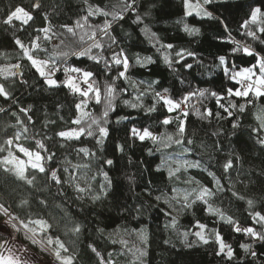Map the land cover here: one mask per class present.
Segmentation results:
<instances>
[{"label":"snow or ice","instance_id":"obj_1","mask_svg":"<svg viewBox=\"0 0 264 264\" xmlns=\"http://www.w3.org/2000/svg\"><path fill=\"white\" fill-rule=\"evenodd\" d=\"M220 2L223 3V0ZM81 3L84 5L81 9L82 14L72 24L60 25L64 32L52 33L50 36L52 26L48 23L49 17L45 15L43 19L48 26L37 28V34L34 37L30 34L27 45L20 38L14 37V44L19 49L17 59L21 62L0 68V77H2L0 79V101L4 104L11 103L18 109V111L8 110L0 106V113L15 118L16 124L8 125V127L15 128L19 125V130L14 131L10 137L6 134L3 143H0V172L14 177L15 181L19 182L17 187L26 186L25 192L27 193L21 194L16 187L9 188L7 180L4 182L3 190H0V264H83L81 252L76 250L75 244L84 232L85 225L75 219L62 203H54L50 206L48 197L42 194L56 187L57 194L65 196L67 195L65 186H67L75 193L77 201L87 200L96 204L115 189L109 171L103 167V165L112 166L114 161L107 157L100 160L99 153L106 151V141L111 138L114 126L110 122V114L119 106L117 102L131 109L142 110L149 117L156 113L163 115V119L158 120L164 128L163 131L157 132L152 127L132 126L128 128L125 126V135L133 142L136 140L151 141L154 150L148 149L149 155L160 153V164L157 165L156 170L159 172L163 168L167 171L173 195L169 196L161 191L153 198L157 202L162 201L171 212L176 213V215H171V212H165V215H171V219L165 224L166 230L171 229L187 248L198 243L207 245L212 239V242L218 246L216 255H222L231 262L235 259L233 248L226 243L221 232L215 228L209 229L207 224L195 220V231L181 230L179 216L202 205L209 215L229 225L234 232L243 233L254 240L264 241V211L255 210L256 202L253 199L246 200L249 215L254 223L259 225V228L239 225L232 215L215 204V197L225 190L220 182L221 178L205 168L204 171L212 177L211 186L202 183L194 176L187 175L189 168H201V163L183 158L193 150L190 146L196 144L195 133L189 135L186 123V119L190 121L192 116L201 121L209 119L227 121L229 117H232V129L237 130L241 127L239 115L250 111L255 121L249 126L251 133L255 134L256 144L264 150V47H257V45L264 46V3L253 0L247 5L248 11L239 25V29L243 30V39H236L231 35V29L227 27L223 19L212 18L214 10L209 9L217 3V0L215 2L214 0H181L183 16L177 19L176 23L181 25L187 35L199 36L200 29L191 26L185 20V17L192 16L193 13L201 20L218 21L221 25H225L224 31L228 34L226 39L231 45V53L241 58L248 56L254 60L252 66L238 68L230 64L224 67L227 57L225 55L215 57L217 62L213 64V67L221 69L228 80L235 82L230 87H219L215 90L211 87H192L191 81L181 79L183 69L190 70L194 65L204 67L203 60L197 58L193 50L176 49L173 44L164 43L162 38L144 23V17L149 13L145 12L142 15L137 11L140 5H137L136 0H117L115 4H105L102 7L94 4L92 0H81ZM32 8L38 11L40 4L34 3ZM126 13H135L133 22L137 25H144L140 30L148 43L161 55L163 63L179 82L188 83L187 88L179 91L173 90L170 93L167 87H163L156 80L136 81L132 79L129 74L132 67L138 65L144 68L154 64L155 60L152 56H142L140 53L130 54L125 47L121 46L118 36L114 35V24L124 20ZM93 16H103L105 19L102 23H94L90 19ZM14 21H20L21 24L31 27L29 22L34 23L35 16L25 7L17 5L14 9L10 8L7 11L0 23L13 25ZM66 34L76 41L77 46L67 45L64 39H61L59 44H53L52 51L45 46L46 43L52 42L53 36H65ZM5 55L6 53L0 52V56ZM69 57H86L96 66L103 65L101 70L103 80L98 79L91 68L73 66ZM188 57L192 58V62H188ZM245 63L249 62L245 61ZM26 66L33 69V75L42 81L40 87L44 91H58L63 87L77 97L73 103L74 114L70 123L65 121V126L56 130L52 137L45 135L43 138H35L28 135L32 121V106L28 105L25 108L13 97L14 85H28L24 72ZM61 72L63 79L58 75ZM109 72L113 75L108 76ZM206 74L214 75L211 71ZM184 75L186 76L187 73ZM29 86L35 88L36 84ZM129 90H131L129 98L124 99V93ZM146 97L151 98V104L145 103ZM237 97L247 98V100L241 103L235 99ZM193 99L196 103H193ZM206 100H212L216 108L223 111L210 109L205 103ZM90 101H94L97 106L101 107L98 114L86 111L90 107ZM58 107L62 108L63 105H58ZM163 110H166V113ZM56 115L62 121L65 119L59 112ZM127 119L126 116H118L115 125H122ZM44 123L47 127L55 125L56 121L46 119ZM173 124L176 126L175 130L169 131ZM219 131L220 129H217L212 135H218ZM84 138L94 140L99 153L88 147L87 143L90 140L86 141ZM53 139L61 149L69 147L71 142L72 151L80 158V161L73 163L67 155L62 160H58L56 153L51 152L46 143ZM28 140H34V146L24 143ZM77 143L81 146L75 147ZM126 147V142L117 143L115 150L123 153ZM199 147H204L203 142ZM167 149H172V151H165ZM20 154H23L26 159ZM84 158H88L87 162H84ZM240 159L239 155L233 158L230 154L222 165L224 172L230 173L234 164ZM95 161L100 163L94 169ZM49 162H53L55 166ZM41 177L43 178L42 186ZM178 183H182L185 187H178ZM129 185H134L131 178H129ZM234 189L235 186L230 184L228 191L232 196L238 200H245V197ZM33 194H37L35 198L38 208L49 210L53 207L58 209L59 213L54 214L53 211H49L45 216L41 211H31ZM5 195L13 199L18 196L19 199H14L15 207L29 211L23 214L13 211V204L5 200ZM149 195L153 194L149 193ZM134 211L136 215L133 219H138L144 215V206L141 205ZM95 231L111 244L121 246L120 251L107 252L105 255L94 242L88 243L84 254L94 258L96 264H120L114 257L128 253L131 254L128 264H145L144 258L148 255L147 245L149 243L146 227L129 229L117 225L111 231H106L105 227L97 226ZM133 234L137 236L142 246L129 247L124 235ZM21 236L27 243L20 241ZM190 236L196 239L190 241ZM164 243L171 244L172 242L165 240ZM33 248L38 251H33ZM240 248L246 255L253 258L257 255L251 243H241ZM124 249L127 252L123 251Z\"/></svg>","mask_w":264,"mask_h":264},{"label":"trees","instance_id":"obj_2","mask_svg":"<svg viewBox=\"0 0 264 264\" xmlns=\"http://www.w3.org/2000/svg\"><path fill=\"white\" fill-rule=\"evenodd\" d=\"M37 2L40 4L38 11L32 8V5ZM92 2L102 7L105 4H115L117 0H92ZM252 2L253 0H223V3H221L220 0H217V3L212 5L209 10H214V14L225 21L227 27L231 29L233 37L243 39V30L239 29V25L248 11L247 5ZM259 3H264V0H259ZM17 5L29 10L35 16V22H29L32 25L31 27L21 24L20 21H14L13 25L0 23V52L6 53L5 56H0V68L21 62L17 59L19 49L14 44V37L20 38L27 45L30 34L34 37L37 34V28L48 26L43 19L45 15L49 17L48 23L52 26V32L49 35L62 33L64 29L60 28V25L65 23L72 24L82 14L81 9L84 7L81 0H0V20L4 18L10 8L14 9ZM139 5L137 11L149 13L144 17V23L148 24L151 30L162 38L164 43H171L176 49L187 48L193 50L197 54V58L203 60L204 67L194 65L190 70H182L181 79L191 81L192 87H211L215 90L219 87H230L235 83L228 80L221 69L213 67V64L217 62L214 58L219 55L227 57L224 67H228L231 64L242 68L254 64V60L251 57L243 56L241 58L237 54L231 53V45L228 44L226 39L228 34L224 31L225 25H221L218 21L201 20L200 17L193 13L192 16L185 17V20L191 26L200 28L203 35H187L182 30L181 25L176 23V20L183 16L181 0H140ZM149 5H152V7H149ZM90 19L94 23H102L105 17L93 16ZM108 19H111V17H108ZM134 20L135 13H126L124 20L114 24V35L118 36L121 46L125 47L130 54L140 53L142 56H152L155 63L144 68L138 65L132 67L129 70L132 79L136 81L156 80L163 87H167L170 93L173 90L179 91L187 88L188 83L181 84L163 63L161 55L148 43L145 35L140 30L144 25H137L133 22ZM61 39H64L69 46H77L76 41L67 34L65 36H53L52 42L46 43L45 46L49 51H52L53 44H59ZM247 42L251 43V41ZM257 47L264 46L257 45ZM187 59L188 62H192L191 57ZM69 60L73 66L93 69L97 78L101 81L103 80L104 77L101 75L103 65L96 66L94 62L86 57H69ZM245 61L249 63L246 64ZM24 63L27 65V61ZM208 71H211L214 75L206 74ZM24 72L28 79V85L20 86L16 84L13 86L12 92L18 104L25 108L28 105L32 106V121L29 125L28 135L35 138H43L45 135L52 137L56 130L65 126V121L70 123V119L74 114L73 103L77 100V97L70 94L63 87L58 91H44L40 87L42 81H39L33 75V69L26 66ZM184 73H187V75L185 76ZM58 75L63 79L62 72L58 73ZM107 75L111 76L113 73L109 72ZM33 83L36 84L35 88L29 86ZM122 86L127 87L126 85ZM130 91L124 93V99L129 98ZM221 94L223 95V93ZM235 99L241 103L247 100V98L239 97ZM117 103L119 106L110 114V122L114 127L111 132V138L106 141V151L99 153V149L95 147V141L90 140V138H84L86 141L90 140L87 146L99 153L100 160L105 157L113 159L114 164L112 166L103 165V167L109 171V175L114 181L115 189L96 204H92L87 200L84 202L77 201L75 193L67 186H65L67 193L65 196H59L56 187H52L50 192L42 194L48 197L50 206L54 203H62L73 214L75 219L80 220L85 225L84 232L75 244L76 250L81 252L83 264H96L94 258L84 254V249L88 243L94 242L105 255L107 252L121 250L119 244H111L104 236H100L95 231L97 226L105 227L106 231H111L117 225L129 229L147 228L149 243L147 245L148 255L144 258L145 264H264V241L254 240L243 233L234 232L229 225L209 215L202 205L196 206L179 216L181 230L191 229L195 231V220L207 224L209 229L215 228L221 232L226 243L233 248L235 259L231 262L223 258L222 255H216L218 246L212 242V239L209 240L207 245L198 243L191 248H187L171 229H165V224L171 219V215H176V213L171 212L162 201L157 202L153 198L154 195H159L161 191L169 196L173 195L167 171L163 168L159 172L156 170L157 165L160 164V153L156 152L154 155H149L148 149L154 150L151 141L140 142L136 140L133 142L125 135V126L128 128L132 126L152 127L157 132L163 131L164 128L158 123V120L163 119V115L156 113L149 117L142 110L131 109L119 104V102ZM145 103L151 104V98L146 97ZM193 103H196L195 99H193ZM205 103L209 105L210 109L223 111L216 108L212 100H206ZM89 104L90 107L86 111L97 114L101 111V107L97 106L94 101H90ZM58 105H63V107L59 108ZM0 106L8 110L18 111L11 103L4 104L0 101ZM163 111L166 113V110ZM58 112L64 116L65 119L63 121L56 115ZM118 116H126L128 119L122 125H115V120ZM46 119L55 120L56 124L46 127L44 123ZM239 119L241 127L237 130L232 129V117H229L227 121L214 119L201 121L195 116H192L190 121L186 119L189 135L195 133L196 144L190 146L193 150L183 158L201 163V168H189L187 175L194 176L202 183L211 186L212 177L208 175L207 171H204L205 168L214 172L218 178H221L220 182L225 190L215 197L217 206L232 215L239 225L259 228V225H256L249 215L246 200L253 199L256 202L255 210L264 211V174H262V171H264V150L261 149L260 145L256 144L255 134L251 133L249 126L255 123L251 112L240 114ZM15 124L14 117L0 113V143H3L6 134L10 137L14 131L19 130V125L15 128L8 127V125ZM175 127V124H173L169 131H174ZM217 129H220L219 134L212 135ZM125 142L127 147L123 153L115 150L117 143L123 144ZM201 142L204 144L203 148L199 147ZM24 143L34 146V140L24 141ZM46 143L51 152L56 153L58 160H62L67 155L68 159L73 163L80 161V158L72 151L71 142L69 147L63 149L55 143V139L46 141ZM79 146H81L79 143L75 145V147ZM173 149H175V146H173ZM41 151L43 152V150ZM165 151H172V149ZM230 154H232L233 158L235 155H239L241 159L234 164L230 173H225L222 165ZM129 157L134 161L131 165L128 163ZM87 160L88 158H84V162H87ZM49 163L55 166L53 162ZM99 163V161H95L93 168L95 169ZM129 173L136 177L137 182L134 185H129L128 181L123 178L124 175ZM40 179L42 186L43 178L41 177ZM5 180L9 182V188L16 187L21 194H27L25 192L26 186L17 187L19 182L15 181L14 177L8 176L3 172H0V190H3ZM230 184L235 186L234 190L243 195L245 200H238L232 196L231 192L228 191ZM177 186L185 187L182 183H178ZM149 193L153 195L150 196ZM36 195L33 194L32 197L33 207L31 211H41L45 216L48 215L49 211H53L54 214L59 213V210L53 207H50L49 210L38 208ZM4 198L13 204V211L22 214L29 211L28 209L21 210L15 207L14 199H19L18 196L13 199L5 195ZM85 204L87 207H85ZM141 205L144 206V215L138 219H133L136 215L134 209L139 208ZM165 212H171V215H165ZM124 239L128 241L129 247L133 245L142 246L134 234L124 235ZM195 239L193 236L189 237L190 241ZM165 240H171L172 243L165 244ZM20 241L27 243L23 241L22 236ZM241 243H251L253 251L257 253L256 257L253 258L250 255H246L243 249L240 248ZM33 251L38 250L33 248ZM123 251L127 252L126 249ZM114 259L118 260L120 264H128L131 254L116 256Z\"/></svg>","mask_w":264,"mask_h":264},{"label":"clouds","instance_id":"obj_3","mask_svg":"<svg viewBox=\"0 0 264 264\" xmlns=\"http://www.w3.org/2000/svg\"><path fill=\"white\" fill-rule=\"evenodd\" d=\"M136 2H137V5L139 6V4H140V0H136ZM214 2H215V0H214ZM141 14L143 15L144 13H141ZM212 18H213V19H218L219 17L216 16L215 14H213V15H212ZM199 29H200V28H199ZM202 35H203V32H202V30L200 29L199 36H202ZM128 163H129V165H131V164L134 163V161L132 160L131 157L128 158ZM123 178H124L125 180H127L128 183H129V178L132 179V181L134 182V184L137 182V181H136V177L133 176V175H131L130 173L124 175ZM85 207H87L86 204H85Z\"/></svg>","mask_w":264,"mask_h":264},{"label":"rangeland","instance_id":"obj_4","mask_svg":"<svg viewBox=\"0 0 264 264\" xmlns=\"http://www.w3.org/2000/svg\"><path fill=\"white\" fill-rule=\"evenodd\" d=\"M243 68V67H242ZM22 158L26 159V157H23V154H20Z\"/></svg>","mask_w":264,"mask_h":264}]
</instances>
